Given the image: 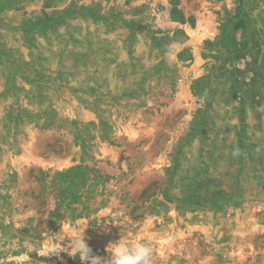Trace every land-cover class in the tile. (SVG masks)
<instances>
[{"label":"rangeland","instance_id":"1","mask_svg":"<svg viewBox=\"0 0 264 264\" xmlns=\"http://www.w3.org/2000/svg\"><path fill=\"white\" fill-rule=\"evenodd\" d=\"M264 264V0H0V264Z\"/></svg>","mask_w":264,"mask_h":264},{"label":"clouds","instance_id":"2","mask_svg":"<svg viewBox=\"0 0 264 264\" xmlns=\"http://www.w3.org/2000/svg\"><path fill=\"white\" fill-rule=\"evenodd\" d=\"M73 250L75 256L78 255L87 264H150L153 256L151 245L144 240L120 239L116 243H110L106 248L110 257L107 261L92 254V249L85 243L83 236L71 239V252Z\"/></svg>","mask_w":264,"mask_h":264}]
</instances>
